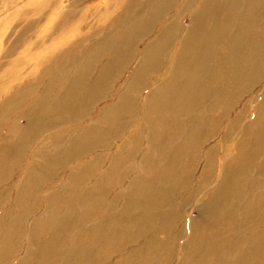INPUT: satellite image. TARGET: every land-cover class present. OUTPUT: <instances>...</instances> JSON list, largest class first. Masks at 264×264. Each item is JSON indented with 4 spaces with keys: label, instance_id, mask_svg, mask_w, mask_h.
I'll list each match as a JSON object with an SVG mask.
<instances>
[{
    "label": "bare ground",
    "instance_id": "6f19581e",
    "mask_svg": "<svg viewBox=\"0 0 264 264\" xmlns=\"http://www.w3.org/2000/svg\"><path fill=\"white\" fill-rule=\"evenodd\" d=\"M79 1L70 0L71 7ZM157 1L159 4L154 7L147 0H114L115 4L105 1L109 3L105 11L112 15L108 17L106 27L102 26L99 32L112 37L108 46H103L102 40L88 44L86 38L65 45V41L55 38L65 31V16L60 0H26L21 3L15 16H11L13 22L20 16L24 34L39 27L44 17L45 23L50 24L42 35L53 34L49 37L40 35L38 39L42 45L33 49L28 44L31 43V36H19L3 55V58H13L16 48L19 50L28 45L26 50L29 52L22 56L23 63L19 68L21 79H13L14 75L7 77L16 69L0 75V86L4 85V81L19 83L17 86L10 84V89L6 86L7 90L0 92V186L8 187L18 168L24 165L25 148L42 140L50 128L54 130L56 126L69 124L70 127L62 129L59 132L61 136L54 139V143L68 145H60L48 157L47 152L52 144H41L40 163H32L29 170L34 177L33 184L36 179L51 181L57 177L71 185H77L74 181L79 180L75 189L81 188L94 198L103 196L84 204L86 208L82 210L80 223L88 230L76 235L77 243L69 244L72 255L59 259L62 249L52 252L59 259L58 264H86L89 257V264H110L108 256L111 254L114 257L124 254L121 261L111 264H174L177 257L180 258L179 264H234L235 259L230 262L228 256L219 255L223 249L217 245L224 240L217 241L215 238L228 234L230 230H237L238 224H241V233L234 239L235 244L239 245L252 238L251 225L256 228L264 225V161L257 160L258 154L262 155L257 148L264 139V28L255 26L256 17L248 14L249 9L244 12L245 15L241 13L242 4L248 3V0H224L219 13H214L216 0L202 1L196 15L191 16L195 25H190L183 43L178 45L171 78L162 80L159 73L167 66V56L175 50L177 35L174 26L181 16L172 14V10H175L173 0ZM16 3L19 0H10L5 7L8 9L10 5V8H15L13 4ZM191 8L189 2L185 11ZM22 16H26L27 20ZM35 17L38 20H32ZM60 18L62 22L57 21ZM170 23L174 25L168 29L156 28ZM210 25L211 32L205 35L200 44L205 29ZM120 31L122 42L116 44L115 41L116 46L112 47L113 35H118ZM154 35L157 36L156 42L137 53V45L141 41L151 42ZM2 37L4 35H0V41ZM20 41H23L21 47ZM36 44L33 42V45ZM49 47L52 50L47 57L49 64L41 69L37 80L28 81L33 79L34 66L37 65L27 67L26 61L39 59L37 55ZM226 47L228 49L225 50ZM80 53H85V57L77 58ZM104 58L107 59L105 62ZM77 59L82 62H76ZM136 59L139 60L138 69L128 77L131 62ZM216 62L217 70L213 66ZM72 63H75L70 67L72 72H67ZM227 66L226 71L224 67ZM203 67L206 73L203 79L197 80V75L200 76L198 72ZM226 78L227 82L221 90ZM40 80H48V84L42 90H37L34 84ZM53 80L57 82V91L50 101L55 86ZM243 92L255 95L249 104L240 106L243 97L240 93ZM33 95L34 99L27 102V97ZM139 96L143 97L141 101L138 100ZM209 96L212 102L206 103ZM201 100H204V104L199 109L211 108L216 111L220 107L222 115L215 119L200 114L195 117L197 120L188 119L197 111L195 107L199 106ZM101 104L105 107L96 113V108ZM236 106L242 107L240 114L247 112V108L251 110L252 124L246 123L245 131L227 155L216 162L219 152L216 144L209 147L195 144L194 148H197L189 151L203 124L207 127L209 123H222L228 109ZM20 108L26 109L23 125L18 123L20 115H10ZM66 114H70L69 119L64 117ZM9 118L12 123L4 131V120ZM136 123L141 125L137 134L126 138L121 145L109 147L113 153L93 154L91 159L85 158L93 150L91 146L96 149V146H104L103 143L114 138L119 141L131 135ZM242 123L243 120H236L235 125ZM203 133L204 140L210 138L207 129ZM203 138L198 135L196 139L202 141ZM247 138H253L249 151L246 148ZM200 152L203 159L197 160ZM139 155H142L139 171L133 178L127 176V166ZM83 157L80 165L78 160ZM103 158L112 160L108 171L94 180L95 172L103 168ZM186 158H190V161L186 162ZM217 163L218 173L214 174ZM188 170L190 172L185 173ZM196 170L202 171L199 176L195 177L194 173L193 176L186 175ZM30 184L28 180L19 183V192L23 195L27 193ZM150 185L154 193L152 199L148 200L146 188ZM75 189L72 192L77 191ZM259 191L261 196L254 195ZM106 196L111 198L110 201H104ZM5 200L1 198L0 205ZM106 202L121 205L118 214L121 223L115 222L113 217L103 216L102 208ZM145 202L147 205H143ZM188 208L199 209L198 216H188ZM97 210L100 215H93ZM50 211L52 213L48 211L46 218L34 221L33 226H39L37 232H46L51 237L61 236L68 243L73 241L66 236L73 229L74 217L81 210L74 213L60 206ZM35 212L36 209H33L32 214ZM59 213L61 216L56 218L54 215ZM260 214L263 216L256 223L255 219ZM71 215L74 217L70 219ZM182 218L186 219L179 225ZM6 224L8 228L10 220ZM14 229H8L6 235L0 238V264L14 259L16 224ZM119 231L120 238L116 235ZM38 233L28 239V243L38 254L35 264H46L40 257L43 253L51 252L52 239L46 242ZM161 234L165 236L164 244L157 241V236ZM185 238L186 241L179 247L178 241ZM105 241L111 246L109 255L100 247V243ZM257 253L254 248L245 249L241 261L250 264V259Z\"/></svg>",
    "mask_w": 264,
    "mask_h": 264
},
{
    "label": "rangeland",
    "instance_id": "374dc122",
    "mask_svg": "<svg viewBox=\"0 0 264 264\" xmlns=\"http://www.w3.org/2000/svg\"><path fill=\"white\" fill-rule=\"evenodd\" d=\"M10 0H0V22L1 20L3 22H1L0 25V35H4V40L2 39V41H0V75L4 72V71H15V73H13L11 76L8 75L7 77H13V79H16L18 81V79H21L19 77V68L23 63V55H26L28 52L26 50V46L28 45H24L23 46V41L19 42L20 47H22V49L16 48L15 52L13 53L15 57L13 58H3V55L5 54V52L7 51L9 45L13 42H16L18 37H29L31 36L32 40L31 43H28L29 45L32 46V49L34 47L39 48L42 45V42H40V40L38 39L40 35H42L43 31L45 30V28L47 26H49L50 23H45L44 21V17L41 20L40 26L36 27V29L31 30L30 32H27V34L22 33L23 32V22L20 19V16L14 20V22L12 21L11 16L14 14L15 16V12L17 10L20 9V6L26 1V0H19V3L17 4H13V6H15V8H13L10 5L8 7V9L5 6H8L6 4H8ZM32 1V0H29ZM105 1H110V4H115L114 0H80L78 2V4H74L73 7H71V3L70 0H60V3L62 5V9H63V15L65 16L64 21H63V25H65V31H62L63 33L58 34V36H56L55 38H60L61 41H65V45H71L74 43H77L79 41H81L83 38H86L88 41V44L94 43L96 44L97 42H100L101 40L102 45L103 46H108L109 45V39L112 38L110 36V34H108L107 36H104V33L101 34L100 28L102 26L106 27L105 25H107V19L109 16H111L112 14H108L107 10L105 11L106 5H109L108 2ZM192 1H194V3H192ZM202 1L204 0H173V3L175 5V13L181 16V20L179 21V18L176 20L175 22V35H177V41H174L176 47L175 50L170 53L169 56H167V66L161 71V73H159V78L162 80H168L171 78L172 76V70H171V65L174 64V59H175V53L177 51L178 45L182 44L185 37L188 34L190 25H195V23H192V18L191 16L194 14L196 15V13L198 12L200 5L202 3ZM37 2V0H36ZM34 2V3H36ZM105 2V3H104ZM155 2L154 0L152 2H150L151 4ZM191 2L192 4V8L188 11H185V6ZM221 0L215 1V3H219L220 4ZM241 2V1H239ZM22 3V4H21ZM120 4V2H119ZM215 4V5H216ZM243 9L241 10V13L245 15L247 9H249V15L252 16L253 14L255 15L256 19H255V26L258 28H264V0H248V3H243ZM113 7V6H112ZM60 8V6H59ZM252 8H255V10H253ZM5 10V12H4ZM10 10V11H9ZM14 10V11H13ZM255 11V12H254ZM66 12V13H65ZM109 12V11H108ZM183 12H185L183 14ZM245 12V13H244ZM217 13V12H214ZM19 15V14H18ZM59 15H61V12L59 10ZM58 15V16H59ZM4 16V17H3ZM135 16V15H134ZM26 16H22V19H26ZM5 18V19H4ZM242 15L240 17H238L239 21L241 20ZM38 20V17L32 18V20ZM62 18H60L59 20H57L58 22H62L61 20ZM214 21V20H213ZM254 22V21H253ZM106 23V24H105ZM167 28V25L161 24L159 26H156V28ZM96 32V33H95ZM97 32H99L97 34ZM211 32V25L208 26L205 29V32L203 33V38L200 40V44H202V42L204 41V37L207 33ZM95 33V34H94ZM53 33L49 32V33H45L42 36H51ZM122 32L120 31V33L118 35H113V42H114V46L115 47V41L116 44H121L122 42V38L123 35ZM117 37V38H116ZM156 38L157 36H153L151 39V42H147V43H143V41H141V44L137 45V53L141 52L143 49H146L148 45H151L153 43L156 42ZM4 42V43H3ZM33 42H37L36 45H33ZM18 45V46H19ZM228 49V47L225 48V50ZM225 50L223 52V55L225 54ZM52 50L49 47L46 50H43L41 52V54L37 55L39 57V59H30L27 62V67L32 66V64H36L37 66H34V75H33V79H30L28 81H34L38 79V74L41 71V69L46 65L49 64L48 62H50V60L47 58L49 57L48 54L51 53ZM135 52V54H136ZM5 56V55H4ZM79 57H85V53H80ZM105 60H107L106 58H104V62ZM136 61V62H135ZM133 60L131 62V66H130V71L128 74V77H131L133 73H136L137 69H138V64L137 62L139 61L138 59ZM76 62H82V60L77 59ZM53 64V63H52ZM75 63H72L71 65H69L67 72H72V69H70L71 66H73ZM217 64L218 62H216L213 66H215V70H217ZM224 69L227 71L228 70V66L224 67ZM204 72L206 73V69L205 67H203L202 71L198 72V74L200 76L197 75L196 79L197 80H201L204 77ZM226 77H227V73H225ZM5 76V75H4ZM4 76H1L2 78ZM51 77V75L49 76ZM184 77H182L183 79ZM186 79H184L185 81ZM227 82V78L222 82V88L225 86ZM52 83H55L54 89L52 90V95L50 98V101L53 99L55 92L57 91V87H56V83L55 80L52 81ZM4 85L0 86V92L6 91V86L8 89H10V84L12 86H17L19 85L18 82H3ZM48 84V80H40V82H35L34 86L35 89L37 90H42L46 85ZM220 90V92H221ZM9 91V90H8ZM196 93V92H195ZM205 94V92H204ZM243 95L242 100H241V105L240 106H245L247 104L250 103V101L252 100V98L254 97L255 94H253L252 92H243L240 93ZM239 94V95H240ZM35 97V95H33L32 97H27L26 101L29 102L31 100H33ZM140 98H138V100H142V96H139ZM206 103H211L212 102V98L209 96V99H207V101L205 100ZM106 104V103H105ZM204 104V100H201L199 103L198 107L196 108V112L192 113L188 119L193 118L194 120H197V118H195L197 115L203 114L204 116H207V118H212L214 117L215 119H217L218 117H220L222 115V111L221 108H217L216 111H213L211 108L208 109H199L200 106H202ZM105 107V105L101 104V106H99L98 108H96V113H99L102 111V109ZM211 107V106H210ZM211 109V110H210ZM242 109V107H233L232 109H228V113H227V117L225 118V120L222 123H218L216 122V124H212L209 123L207 125V127H204L205 124L202 125V127L200 128L199 134H196L195 140L192 142V145L189 146V151L192 152V150L194 151L196 148L195 144L197 145H201L203 144V146L205 147H209V146H214V144L217 145V147L219 148V152L216 156V162L217 160H219L220 157H223L224 155H227V153L229 152V150L233 149L238 141L239 136H241V133H243L245 131L246 128V123L249 122L248 125L252 124L251 123V116H250V112L251 110L249 108H247V112H244L243 114H240L239 111ZM195 111V110H194ZM11 117H16L18 115H20V119L18 120V123L20 125H23L25 123V119H23V116L26 115V109L25 108H20L18 111H12L10 113ZM66 117V116H64ZM67 119V117H66ZM236 120L242 121L243 123L239 126L235 125ZM57 118H56V122H57ZM62 122V120L60 121ZM66 122V121H63ZM205 122V119H204ZM12 122H10V118L7 120H4V131H7L8 127L11 125ZM51 124V123H49ZM56 124V123H55ZM46 125H48V123L46 122ZM68 125L67 127L69 128L70 125ZM79 126V125H78ZM140 124L136 123L133 130H132V134H128L126 137H124L123 139L116 141L117 139H113L109 142H105L103 143L104 146H96L97 148L94 149L91 146V149H93L91 152L87 153L86 155V159H91L92 155H97L99 153H104L105 155L109 152L113 153V151L109 150V147L111 146H118L121 145L124 140L126 138H131L134 135L137 134V132L140 129ZM60 126H56V128L53 130V128H47L49 130H47L45 132V134L43 135V139L38 141V142H33V144L30 147L25 148V154H24V165L19 167L17 172L14 175L13 180H11V182L8 184V187L13 188V189H9L7 186H0V199L1 198H5V202H2L0 205V238L4 237L6 235V232L8 231V229H14V226L16 224V237L15 238V250L16 253L13 254L14 259L10 260L9 262H6L7 264H21L22 262H27L26 264H35V259L37 257L38 254H35V249L31 247V245L28 243V239H32V237L37 234V229H39V226L34 225L33 223L36 220H40L41 217L46 218L47 217V213L49 211V213H52L50 210L57 208L59 209L60 206L64 207L67 210H70L72 212L75 213L76 210H81L79 215H76V217H74V215L70 216V219L74 217V221H73V229H71L68 232V235L66 236V238L69 239H73V241L65 242L63 241L62 238L60 237H51L48 236L46 234V232H39L38 235L40 234V237L42 240L49 242L50 238L52 239V250L51 252L48 253H43V256L40 257V260H44V262L46 264H58V261L61 257H70L72 255L71 250L69 248V244H74L77 243L78 241H76V235H79L81 232L84 233L88 230V228L86 226H84L82 223H80L81 219H82V210L83 208H86L85 205L88 201H91V199H95V200H99L102 197H97L94 196L92 197L90 194H87L86 191H81V188H76L77 185H79V180H75L74 183H77V185L74 184H69L67 183L68 181L64 180V179H60L59 177L57 178H53L51 181L48 180H42L40 179V181L38 179H36L35 183L33 184L34 181V177L32 176V174L30 173V167L33 163V165H36L37 163H40V148L42 147L41 144H43L44 146H47L49 144V149L47 152L48 157H51L56 149L58 147H60V145L66 146V144L68 145V143H54V139L60 137L61 135L59 134V132H62V129L59 128ZM67 129V128H66ZM205 129L208 130V132L210 133V140L208 138H205L206 140H204L203 138V132H205ZM250 129V128H249ZM186 130V129H185ZM188 130V129H187ZM54 132H58V133H54ZM83 133H80V135H82ZM200 135V137L203 138V140L201 141L196 139L197 136ZM213 136V137H212ZM260 136V135H259ZM64 138V136H63ZM242 139V138H241ZM54 143V144H53ZM261 145L258 149H260L258 151V153H262V155L258 154L257 160L260 161H264V139L261 140ZM103 144H99V145H103ZM253 145V138H247L246 141V148L247 151L251 150ZM62 146V147H63ZM194 148V149H193ZM108 157V156H107ZM111 158V156H109ZM193 157V156H192ZM191 157V158H192ZM113 158V155H112ZM195 158V156H194ZM230 159H233L232 157H228ZM142 159V155L137 156V160L132 161L130 163L129 166H127V176H132L135 177L136 176V172L139 171V166H140V160ZM187 159V158H186ZM185 159L186 162L190 161V158H188L187 160ZM203 159V157L201 156V152L198 153L197 155V160ZM111 160V159H110ZM80 165L83 163L84 161V157L81 158L80 160ZM103 168L97 170L96 176H93V179L95 180L96 178L105 175V172L108 171L109 165L111 163V161H109L107 158H103ZM153 161H156L155 158H153ZM218 165L219 163H217V167L215 168V173H218ZM59 172H61V170H59ZM190 171L188 170L185 171V173H189ZM202 171L201 170H196V172H192L191 174H186L189 176H193V173L195 174V177L199 176L200 173ZM131 178V177H129ZM48 179V178H45ZM26 180H28L30 184V188H28V192L25 193L24 195L19 192V188L18 185L19 183H25ZM43 181V182H42ZM83 183V182H82ZM27 185V183H26ZM13 186V187H12ZM15 187V188H14ZM75 189L77 191L72 192V190ZM147 192H148V200L152 199V195L154 193L153 190V186L150 185L146 188ZM179 189L175 192H178ZM77 192V194H75ZM262 193H264V191H262ZM254 195H260L261 196V191L255 193ZM64 196V197H63ZM264 196V194H263ZM264 198V197H263ZM110 197L106 196L104 197V201H110ZM37 203V204H35ZM85 204V205H84ZM106 205V206H105ZM105 207L102 208V212H103V216L105 217H113L115 222H119L121 223L118 214L121 211V205L120 204H112V202H106L105 203ZM143 205H147V202H145ZM91 206V205H90ZM36 209V212L34 214H32V210ZM188 216L195 218L196 216H198V211L199 209L195 210L192 209L190 210V208H188ZM93 215H100L99 210H97L96 212L92 213ZM137 215H139V211L136 212ZM134 213L131 214V216H133ZM56 218H59L61 216V214L59 213L58 215H54ZM116 216V217H115ZM263 215L260 214L256 219L255 222L259 223V220L261 219ZM186 218H182V220H180L179 225H182L184 223ZM8 220H10V226L8 228H6V222L8 223ZM127 221V220H126ZM124 221V223L126 222ZM182 221V222H181ZM72 223V222H71ZM252 226V227H251ZM251 234L252 238H248L246 243H242V244H235V240L239 237V234L241 233V229L242 226L241 224H238V229L237 230H230V232L228 234H220L219 237L215 238V240L220 241L221 239L224 240V242H222L220 244V242H218L219 244L217 245L218 248H222L223 251L222 253H220L219 255L221 256H228L230 259V262L235 259L233 262L234 264H244L243 261H241V257L244 255L245 256V249H249L252 250L253 248L256 249L258 251L257 256H254L252 259H250V264H264V237L259 238V236L262 234H264V225H260L258 228H256L254 225H251ZM131 228V226H129ZM15 230V229H14ZM116 231V230H115ZM114 231V232H115ZM81 233V234H82ZM119 238H120V231L116 234ZM229 239V240H227ZM157 241L164 244L165 243V236L163 234L157 236ZM186 241V238L184 239V241L179 240L178 241V245L179 247L181 246L182 243H184ZM120 241H118L119 243ZM121 243V242H120ZM100 247L101 249L104 251L105 254L109 255L111 253V246L108 245V243L105 241V243H100ZM62 249V251L60 252L59 259H57V257H54L53 255V251H57V249ZM180 251V250H179ZM179 253V252H178ZM177 253V254H178ZM124 254H118L117 256H113V254H111L109 257L110 260V264L113 261H121L123 258ZM29 258L28 261H26V258ZM34 258V259H33ZM75 259V258H74ZM237 259V260H236ZM89 260L90 257L88 258L86 264H89ZM232 262V263H233ZM180 263V258L177 257L176 261L174 264H179ZM71 264V263H70Z\"/></svg>",
    "mask_w": 264,
    "mask_h": 264
},
{
    "label": "crops",
    "instance_id": "0c3cea01",
    "mask_svg": "<svg viewBox=\"0 0 264 264\" xmlns=\"http://www.w3.org/2000/svg\"><path fill=\"white\" fill-rule=\"evenodd\" d=\"M147 1H149V3H150V2H152L153 0H147ZM216 1H218V0H216ZM223 3H224V0H221L220 4L217 3V4L214 6V12L219 13V12L221 11V9L223 8ZM172 13H174L173 10H172ZM144 38H145V37H144ZM65 116L67 117V119H69L70 114H66ZM63 121H65V120H62V122H63ZM63 123H65V122H63ZM67 126H68V125L64 124V125L60 126L59 128H60V129L68 128ZM102 128H105V127H102Z\"/></svg>",
    "mask_w": 264,
    "mask_h": 264
},
{
    "label": "flooded vegetation",
    "instance_id": "af4514ba",
    "mask_svg": "<svg viewBox=\"0 0 264 264\" xmlns=\"http://www.w3.org/2000/svg\"><path fill=\"white\" fill-rule=\"evenodd\" d=\"M154 1H155V2H153L152 4L150 3V5H152L153 7H154L155 5H157V4H159V1H157V0H154ZM173 11H175V10H173ZM151 14H152V12H151ZM172 14L178 15V14H176L175 12L172 13ZM178 16H179V15H178ZM173 25H174V24H171V23L168 24V25H167V29H168L169 27L173 26ZM173 66H174V64L171 65V69H172ZM165 67H166V66H165ZM165 67H164V68H165ZM164 68H163V69H164ZM163 69H162V70H163ZM162 70H161V71H162Z\"/></svg>",
    "mask_w": 264,
    "mask_h": 264
}]
</instances>
